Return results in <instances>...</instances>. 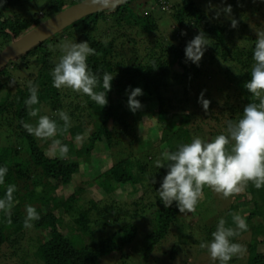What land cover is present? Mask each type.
Returning a JSON list of instances; mask_svg holds the SVG:
<instances>
[{
	"label": "trees",
	"instance_id": "trees-1",
	"mask_svg": "<svg viewBox=\"0 0 264 264\" xmlns=\"http://www.w3.org/2000/svg\"><path fill=\"white\" fill-rule=\"evenodd\" d=\"M79 1L0 0L1 50L13 37L22 35L42 20ZM130 2L80 19L0 70V135L2 130L11 129L5 140L1 141L5 144L0 146V160L3 158L4 166L8 168L4 183L0 184V199L5 197L9 185L16 186L10 217L0 211L1 249L6 244L14 248L25 229H28L23 226L26 216L23 207L39 201L42 192L36 191L37 186L56 176L72 184V177L88 165L94 166L95 171L86 177L85 183L89 186L100 183L107 191L104 201L106 198L111 200L103 202L91 198L87 206L73 212L71 210L75 203L86 192L84 184L74 186L66 197L52 196V208L39 212L41 218L34 221L31 227L36 231V236L29 238L28 246L33 248L34 257L39 264H100L101 257L110 252L123 255L126 245L137 235V226L130 213L126 218L114 211L123 212L124 207V212H144L149 208L156 225L146 234L143 248L146 264L154 246L168 234L175 221L182 219L175 202L165 208L159 198L157 190L167 169L156 168L155 160L166 148L176 150L179 144L190 142L193 136L209 141L218 134L226 133L227 121L241 118L243 107L253 101L244 83L250 79L251 65L254 63L252 53L256 34L248 33L246 22H242L243 12L232 17L238 21L236 28H232L230 22L218 20L223 14L221 9L230 4L231 13H236L239 2L221 0L224 6L210 13L196 0H140L139 10L133 8ZM158 11L170 15L174 25L170 37L162 33ZM254 26L262 29L259 21ZM182 31L186 34L182 35ZM200 31L204 32L209 45L205 46L207 52L203 54L207 64L199 61L197 66L186 60L184 48ZM105 40L108 41L107 45L103 43ZM62 41H87L97 53L88 57L89 68L101 81L104 72L113 75L111 90L106 93V106L98 107L95 104L90 108L88 105L95 102L85 94L68 87H53L51 70L61 55L58 46ZM48 45H52L53 49H49ZM176 65L179 69L174 68ZM28 81L38 85L39 103L32 107L39 108V112L43 107H48L50 118L61 126L63 122L57 120L58 111L67 112L71 118L68 131L58 134L59 137L67 133L71 135L70 141L62 142L69 148L64 159L58 155L50 156L39 144L38 138L22 127L21 121L35 125L34 117L28 115L29 109L25 105L30 95ZM135 87L142 89L143 95L137 97L142 108L132 112L127 106V99L128 92ZM97 90L103 89L99 87ZM201 92L211 102L207 112L198 102ZM45 93H48L47 97ZM80 96L83 97L82 107L75 103ZM149 104V107L155 108L159 118L166 119V124L159 137L146 140L139 137L134 147L135 134L132 135V132L142 117V109ZM83 110L87 111L94 129L82 141L80 148H76L72 139L85 131L87 122ZM123 137H130V140L124 143ZM163 142L166 143L165 147H161ZM114 147V156H119L117 161L102 170V158L96 155L97 152ZM152 177L156 181L153 184ZM32 179L35 188L30 190L29 195L21 197V191L29 187ZM122 185H129L131 194L141 195L130 203L117 201L113 195ZM245 191L250 194L249 198L244 193L239 197L246 204L244 217L248 230L241 231L232 241L242 244L246 250L233 256L227 264H264V251L258 249V244L264 239V187L257 189L249 181ZM57 208H61L62 212H55ZM70 211L71 218L66 216ZM234 211L232 205L225 217L226 226L233 228L235 224L230 213ZM108 213L116 214V217L113 219V229H109L107 236L82 246H76L70 239L74 232L90 235L94 230L91 229L93 224L106 225L103 217ZM256 217L261 219L258 229L252 221ZM48 227V236L43 239L40 235ZM104 229L101 228L102 231ZM24 250L15 249L10 257ZM176 252L178 248L173 247L172 256ZM1 257L0 264H6L7 256H3L2 260Z\"/></svg>",
	"mask_w": 264,
	"mask_h": 264
},
{
	"label": "clouds",
	"instance_id": "clouds-1",
	"mask_svg": "<svg viewBox=\"0 0 264 264\" xmlns=\"http://www.w3.org/2000/svg\"><path fill=\"white\" fill-rule=\"evenodd\" d=\"M117 2L118 0H90L91 4L104 7H115ZM221 11L231 16V5H226ZM230 26L238 27V21L232 18ZM181 34L186 33L182 31ZM103 43L107 45L108 41L105 40ZM206 45L209 43L204 32H198L186 43L184 48L186 60L198 66ZM48 47L53 49L52 45ZM58 47L61 55L51 70L53 87L71 88L74 92L85 94L98 107L106 106L108 103L106 93L111 90V81L114 77L111 73L104 72L101 81L89 68L88 57L96 55V50L87 41H65ZM252 58L254 63L251 65L250 79L244 83V87L252 95L253 101L243 107L242 117L237 121H227L226 133L218 134L209 141L193 136L190 142L179 144L176 150L166 148L155 160L156 168L167 169L157 190L165 208L175 202L180 213H194L198 203L203 199L205 186L216 193H221L225 198L240 194L249 181L257 189L264 187V30L256 32ZM99 87L103 90L98 91ZM28 91L30 95L25 100V105L29 109L28 115L37 117L39 108L32 106L39 103L38 85L28 81ZM141 95L143 92L140 87L131 88L128 92L127 106L132 112L142 108L141 102L137 99ZM198 102L207 112L211 102L204 98L203 92L199 95ZM57 114L63 122L62 126L47 115H40L34 126L23 121L21 124L36 138L51 140L53 154L64 159L69 148L55 137L68 131L71 127V118L63 110ZM7 172V166H0V184L4 183ZM155 182V178L152 177L151 183ZM15 191L16 186L9 185L5 197L0 199V211L6 212L9 217ZM36 191H41V188L38 187ZM25 211L23 226L31 228L33 222L41 218L40 213L32 205H26ZM230 215L235 228L226 226L227 221L221 218L216 230L211 233V240L200 243V248H206L210 258L213 261L218 260L219 264H227L233 256L246 250L242 244L232 241V238L239 236L241 231L248 230L246 218L236 213Z\"/></svg>",
	"mask_w": 264,
	"mask_h": 264
},
{
	"label": "rangeland",
	"instance_id": "rangeland-1",
	"mask_svg": "<svg viewBox=\"0 0 264 264\" xmlns=\"http://www.w3.org/2000/svg\"><path fill=\"white\" fill-rule=\"evenodd\" d=\"M140 0H131L130 5L139 10L141 7L138 5ZM172 1V0H171ZM200 6L204 7L209 13L213 12L214 10L218 9L219 6H224L221 3V0H196ZM224 1V0H223ZM232 1V0H227ZM234 1V0H233ZM240 3L238 6V10H236L233 13H231V16L226 15L223 13L218 20L221 22H230L231 19L234 16V14H241L243 12V19L242 22H246L248 28V33L256 34L258 30H264V0H236ZM157 12V9L156 11ZM40 14V13H39ZM158 14L160 16L159 25L160 28L164 31L162 33L166 34L167 37H170L172 34V28H173V22L170 19V15L167 12H161L158 11ZM230 20V21H229ZM259 21L262 25V29L256 28L254 26L255 22ZM129 31V29H128ZM126 31V32H128ZM65 41H62L63 43ZM60 43V44H61ZM1 50V48H0ZM207 52V50L205 49ZM200 61H203L205 64H207L206 59L203 55L202 59ZM175 69L178 68L176 65L174 67ZM179 69V68H178ZM48 93H45L44 96L47 97ZM2 95H0V101L2 100ZM83 97L80 96L76 99L75 103H78L79 105L84 106L82 104ZM68 103V100L65 101ZM95 105V103H91L88 105V107H92ZM151 106L146 105L144 106L143 114L141 119L137 122L134 131L132 132V135L135 134V142L134 147L136 146V139L144 138L146 140L147 138H157L161 134V130L166 124V119H161L156 114L155 108L149 107ZM83 109V108H82ZM88 109V108H87ZM87 111L83 110V116L84 119H86L85 123V131L78 136L75 139H72L73 144L76 148H80L82 141H84L91 133V131L94 129L92 125V120L87 116ZM103 113H100L102 115ZM40 115H47L50 117L51 111H48V107H43L42 110L39 112L37 117H34L33 122L36 124L38 118ZM87 116V117H86ZM59 117V116H58ZM59 118H57L58 120ZM59 124V123H58ZM10 130H2L0 135V146L2 147L5 142L1 143L5 137L8 136V133H10ZM71 135L69 133L64 134L63 137H59L58 135L55 137V139L63 141H70ZM124 143H127L130 140V137H123ZM5 140V139H4ZM39 140V144L43 146L47 153L50 156H54L52 152V141L51 140ZM100 145V144H99ZM166 143L163 142L161 144V147H165ZM101 147V145L99 146ZM116 147L106 150L103 152L102 149L101 152H97L100 155L101 165L100 168L103 170L106 167H109L111 164L117 161V158L114 156V151ZM18 159V157H16ZM75 158V157H74ZM20 159V158H19ZM99 162V160H98ZM5 161L3 158L0 160V166H4ZM95 171L94 166H84L81 173H78L74 175L72 178V184L69 182L62 181L59 176L49 178L44 181L42 186H37V188H41L42 194L37 202H31L28 203V205H32L36 208L37 212H47L52 208L51 204V197L52 196H60V197H66L68 196L73 190L74 186L83 185V187L86 189V192L84 196L79 199L74 207L73 210L75 211L81 206L88 205L87 201L88 199L93 198L96 201H108L111 200V198H105V195H107V191L103 189L101 184L94 183V185L89 186L86 181V177ZM39 173V172H38ZM71 182V180H69ZM29 187L24 188L21 191V197H25L29 195L30 190L35 188V183H33V179L29 181ZM130 186L129 185H122L120 186L114 196V199H116L119 202H126L130 203L133 198H137L141 195V193H135L131 194L130 192ZM203 199L200 200L196 207V211L194 213H188L184 212L185 214H181V220L175 221L168 234L161 239L153 248L152 252L148 255L146 264H219V261H213L210 258V254L208 250L200 248V243L202 241H210L211 240V233L216 230L217 223L219 219L226 217L227 211L230 209V207L233 205L235 207L234 213L241 215L244 217L246 215V204L244 201H241V198L239 197L240 194L244 193L249 198L250 194L247 193L244 190L240 194H235L232 196H229L227 198L223 197L221 193H216L208 186H205L203 189ZM123 207V206H122ZM25 207H23V210ZM119 209V208H118ZM149 209V208H148ZM144 210V212H124L125 209L123 207V212H119L118 210H115L114 212H118L122 216L125 215L126 218L130 217L134 218L132 219L133 222L137 226V235L135 238L130 242L126 247L124 248L123 255H120L118 252H110L106 255H103L100 259V264H144L145 259H143V248L146 245V234L155 228V217H152V214L149 213L151 210ZM55 212H62L61 208H57L54 210ZM70 211L69 214L66 215L67 217L71 218L72 212ZM74 215L77 213H73ZM116 215V214H115ZM114 214L108 213L104 215V219L107 221V224L104 226H98L93 224L91 229L93 230V233L90 235L88 233H77L74 232V234L70 235V239L75 243L76 246H82L86 243L91 242L92 240H99L100 238H103L107 236V233L109 232V229H113V219L116 217ZM260 218L256 217L252 221L255 225V228L258 229V226L261 224ZM1 222V219H0ZM98 226V227H97ZM102 227H105L104 231L101 230ZM48 230H45L40 236L45 239L48 236ZM95 231V232H94ZM36 236V231L33 228L25 229L24 235L22 238L18 241V243L14 246L15 249H21L25 248L24 251H18L15 256L10 257V253L15 250L12 246H8V244L2 246L1 249V260L3 256H7L6 258V264H39V262L36 260V258L33 255V248L28 246L29 238H34ZM238 240H242V238H238ZM173 247L178 248V252L174 253L172 256L171 250ZM259 251H264V239L262 242L258 244ZM236 264V263H235Z\"/></svg>",
	"mask_w": 264,
	"mask_h": 264
},
{
	"label": "water",
	"instance_id": "water-1",
	"mask_svg": "<svg viewBox=\"0 0 264 264\" xmlns=\"http://www.w3.org/2000/svg\"><path fill=\"white\" fill-rule=\"evenodd\" d=\"M129 0H118L116 6H120ZM115 7L93 5L90 0H81L64 7L52 16L42 20L18 37H13L10 43L0 50V70L10 61L27 54L30 50L49 40L53 36L63 32L80 19L100 11L110 10Z\"/></svg>",
	"mask_w": 264,
	"mask_h": 264
},
{
	"label": "built area",
	"instance_id": "built-area-1",
	"mask_svg": "<svg viewBox=\"0 0 264 264\" xmlns=\"http://www.w3.org/2000/svg\"><path fill=\"white\" fill-rule=\"evenodd\" d=\"M168 5L164 6V7H167Z\"/></svg>",
	"mask_w": 264,
	"mask_h": 264
}]
</instances>
